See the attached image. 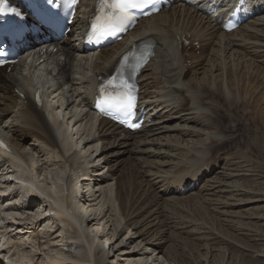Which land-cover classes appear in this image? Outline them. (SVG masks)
I'll list each match as a JSON object with an SVG mask.
<instances>
[{"label":"bare ground","instance_id":"obj_1","mask_svg":"<svg viewBox=\"0 0 264 264\" xmlns=\"http://www.w3.org/2000/svg\"><path fill=\"white\" fill-rule=\"evenodd\" d=\"M261 4L255 18L237 31L226 34L220 31L216 22L204 15L203 6L193 8L180 4L141 20L121 43L107 46L100 52L87 53L74 48L71 39L76 35H72L57 44L58 52L50 53L47 61L38 67L30 63L36 52H29L9 72L0 73V127L8 133L3 141L11 147L10 153H0V187L14 201L10 208L18 212L23 209L36 211L34 215L20 216V220L18 216L12 218L17 220L12 221V225H17L15 234L8 231L10 222L0 223V252L8 249V254L13 249L16 264H122L123 260H128L127 264H168L166 258L160 261L156 257L160 244L146 243L144 247L152 248L145 247L140 254L138 247L143 241L138 240L139 235L134 238L128 235L123 239L125 245L128 241L134 245L133 250L126 252L123 246H117L109 251L117 241L112 242L113 237L119 236L124 228L120 229L122 219L115 218L118 214L112 198L114 191L108 184L111 176H102L112 163L108 152L111 146L120 142V147L125 149L122 153H129L131 159L139 162L141 155L150 159L143 165L146 168L142 171L145 176L143 182L150 187L152 180L149 176L157 179L159 197L164 201L184 197L197 187L191 186V182L198 179L201 183L202 179L213 174L219 161L215 146L230 142L235 136L233 129L226 131L218 121L208 95L219 97L224 103H231L236 98V105H247L233 88L234 85L240 88L246 67L250 70L248 81L252 79L254 85L259 77L257 64L264 68V0ZM85 8L89 6L83 4L80 10ZM182 39L189 42L190 47L199 44V55L195 56L187 47H182L179 44ZM139 40L153 41L155 48L150 65L142 71L139 79L140 105L145 106L146 119L151 123L144 126L139 137L129 134L121 138L116 125L93 116L89 102L98 83L96 78L111 72L122 52ZM186 56H192L195 68L201 65L207 68L202 79L197 81L199 74L196 76L195 73L192 80H186L191 71L186 64ZM204 61L207 64H203ZM36 74H42L46 81L52 82L51 86H55V91L48 96L59 103L57 107L55 103L52 106L46 103L42 109L34 105L33 94L39 90ZM52 110L63 114L58 112L54 115ZM171 122H175L174 131L180 129L185 137H206L202 143L187 148L186 144L178 143L185 137L167 134L170 131L167 125ZM180 123L184 126L179 127ZM82 135L85 137L83 141L80 139ZM99 141L106 147L98 149ZM31 152L40 159L48 155L45 161L48 166L61 170L67 165L73 171L82 172L81 179L76 180L75 175L64 177L62 170L58 174L47 170L49 180L53 178L52 184H46L45 188L37 187L34 179L37 159ZM152 161L156 165V173L149 169ZM39 166L41 171L43 167ZM175 166L179 170L167 176L166 169ZM7 175H15V190H11V182L1 181ZM185 183L186 188L179 192ZM205 187L213 194L222 186L212 183ZM24 189L28 193L20 202L16 197ZM107 205L110 208H105ZM113 212L114 222L109 234L105 232V218L109 219ZM53 216L65 230L61 240L58 236L60 226L56 225ZM43 222L47 223L46 231L37 232V227ZM84 225H87L89 235L84 233ZM54 235H57L54 237L56 241L50 239ZM40 253H43L41 260Z\"/></svg>","mask_w":264,"mask_h":264},{"label":"rangeland","instance_id":"obj_2","mask_svg":"<svg viewBox=\"0 0 264 264\" xmlns=\"http://www.w3.org/2000/svg\"><path fill=\"white\" fill-rule=\"evenodd\" d=\"M203 64H207L206 61ZM204 67L201 65L197 70H193V72L191 70L187 74L188 76L186 75V80H192L195 73L196 76L197 73L199 74L196 77L197 81L198 79H202L203 71L207 70ZM73 68L77 69L76 66H73ZM256 69H258L259 77L255 81V85L252 79L250 82L248 81L250 70L246 67L243 71L245 75L242 73L243 77L241 78L240 88L238 89L235 85L233 88L236 95L239 98L241 97L240 99H245L246 106L244 104L236 105V98L231 103H224L221 98H212L208 95V100L215 107L218 121L223 128H226V131L233 129L235 137L230 142L215 146L217 150L215 154L219 153L217 156L219 166L213 174L203 179L198 187L188 192L184 197H172L165 201L160 199L157 179L155 180L152 175L149 176V179L152 180L150 187L146 186L145 182H143L145 176L142 171L146 170L143 165L151 160L146 159L145 155H141V161L138 162L133 158L131 159L129 153H122L125 149L120 147V143L111 146L108 153L111 156L112 163L109 169H107L108 167L106 168L107 171L105 170L102 176H111L109 177L108 184L112 186V191H114L112 198L113 202H116L115 210L119 217L118 215L115 216V212H113L114 215L112 213L109 219L105 218L107 222L105 224V232L110 234L114 216L117 219H122L120 229L124 228V231L119 233V236L113 237L112 242L116 239L117 241L109 251L117 246H123L126 252L133 250L134 245H130L129 241V245H125L123 239L128 235L132 238L139 235L138 240L143 241L138 247L139 253L144 252L147 246L144 247V244L146 243H150L151 245L160 244L158 256L156 257L160 258V261L166 258L169 261L168 264H264V99H262L264 96V68L261 64H257ZM235 81L237 82V80ZM53 103H55L56 107L59 105L55 101ZM58 112L60 113L59 110H52L54 115ZM61 113L63 114V112ZM175 126V122L169 123L167 128L170 131L167 134L185 137L179 131L180 129L178 132L174 131ZM183 126L184 124L180 123L179 127ZM189 126L192 125L190 124ZM0 136L2 139L8 137V133L1 127ZM27 137L31 136L28 135ZM76 137H79V134ZM205 137L204 135H200L199 137L190 135L178 143L182 145L186 144L187 148H191L202 143ZM80 139L83 141L85 137L82 135ZM80 139L78 140L80 141ZM102 147H106V145L102 141L97 142V148L101 149ZM31 155L37 159L34 179L37 182L36 186H39V188H45L46 184L50 185L53 182V178L49 180L47 170L53 174H58L62 170V176L64 177L75 175L76 180L81 179L82 172L73 171L67 165L63 166L61 170L52 167V165L48 166L49 164L45 162L48 159V155H44L42 157L43 160L37 158L32 152ZM114 159L116 160L114 161ZM149 164L151 166L149 169L152 173H156L154 161ZM39 165L43 167L41 171L39 170ZM48 168L51 169L49 170ZM166 170L167 176L169 175L170 177L179 170V167L175 166ZM14 176L12 175L11 177L13 180L15 179ZM212 183L222 186L213 191V194L207 192L205 189L206 185ZM15 187L11 183V190L15 189ZM27 193L25 189L20 190L16 198H18V201L23 202ZM0 196L3 197L0 199V218L2 217V219L6 220L4 221V225L6 222H10L8 231L11 230L15 234L17 225H12V221L17 222V220H13L12 218L18 216L19 218L17 219L20 220V216L26 214L34 215L36 211L23 209L21 212H18L17 209L10 208V204H13L14 201L10 200L9 196L4 192V188L1 187ZM44 205L47 206V204ZM106 207L110 208L109 205ZM47 210L51 209L47 207ZM53 217L55 218V216ZM112 219L113 221L110 222ZM55 222L58 227L60 226L58 228V236L59 240H61L65 235L63 233L65 230L57 219ZM46 224L43 222L41 226H38L37 232L43 233L46 231ZM86 226L84 225V229L86 230L84 233L89 235ZM54 229L57 230V228ZM116 234H118L117 231ZM56 236L54 235L50 239L55 240L54 237ZM99 247L102 249L100 245ZM149 248L151 249L152 247L150 246ZM149 248L146 247V249ZM7 250L0 252V263L16 264L13 257L14 250L12 249L8 254ZM3 255H5L6 259H4ZM42 258L43 253H40L39 260ZM109 258L112 259V257ZM127 261L123 260L122 264H127Z\"/></svg>","mask_w":264,"mask_h":264},{"label":"snow or ice","instance_id":"obj_3","mask_svg":"<svg viewBox=\"0 0 264 264\" xmlns=\"http://www.w3.org/2000/svg\"><path fill=\"white\" fill-rule=\"evenodd\" d=\"M70 3L74 5L76 0H70ZM101 3L107 11L97 18V23L92 27L94 35L98 38H108L123 33L134 23L136 20L133 15L134 11H142L145 15L151 14L147 10H156L157 0H101ZM4 55L5 53L0 51V57ZM2 64L3 60H0V65ZM133 71H135V68H133ZM122 87L125 89L122 94L105 99L102 104L106 108L113 109L124 117L131 119L135 114L137 97L133 93V85L126 83ZM128 126L136 128L140 125L130 123Z\"/></svg>","mask_w":264,"mask_h":264}]
</instances>
